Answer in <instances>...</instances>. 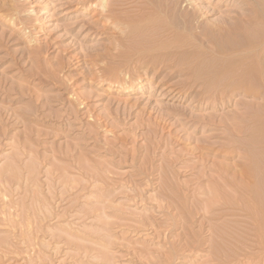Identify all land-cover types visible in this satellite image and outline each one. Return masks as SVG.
<instances>
[{"label":"rangeland","instance_id":"374dc122","mask_svg":"<svg viewBox=\"0 0 264 264\" xmlns=\"http://www.w3.org/2000/svg\"><path fill=\"white\" fill-rule=\"evenodd\" d=\"M258 116L264 0H0V264H264Z\"/></svg>","mask_w":264,"mask_h":264},{"label":"bare ground","instance_id":"6f19581e","mask_svg":"<svg viewBox=\"0 0 264 264\" xmlns=\"http://www.w3.org/2000/svg\"><path fill=\"white\" fill-rule=\"evenodd\" d=\"M244 92L246 94L255 93V91L253 92V90L251 88H248V89L245 88ZM255 117H257V115ZM257 122H258V124L256 125V127L253 130H251V129H252L253 125H255V124H253L252 127L248 126V128L249 127L251 128L250 130L247 127L246 128L248 130L242 129L241 127H238V129L236 130L237 136L239 134H242L245 137H248V142L245 139H243L246 141V142L244 141L242 144L244 147H242V148L239 146L237 147L236 146L238 144L237 142L240 143V140L238 141L237 140L238 138H236L237 144L233 146L232 145L233 143H231V147H233V148H231V151L235 152L237 150H240L242 152V154H240L239 156L242 155L245 162H244V165L240 167L239 173H236L234 175L237 179L236 178H235V180L233 179L234 180L233 183L231 181H229L228 178H226V177H225V180H226V184L232 183V185L235 186V189L237 187H239V188L241 187V189H240L241 192H242V190L244 191V192H242L243 194L241 193L242 196H244V199H243L242 197H240L241 195L234 189L238 193L239 202L245 206L249 203L248 205L251 206V207L247 206L246 210H248V208H250L249 212L252 211V213H253L252 216H254V218L256 217V219H254L255 220L254 224H256L257 228H258V227H262L264 225V208L261 207V209H260V205H259V203H257V202L264 200V198H262V200H261V197L262 196L264 197V192H263L264 191V122H262L260 120V116H258ZM240 137H241V135H240ZM233 138H235V137H233ZM241 142H242V140H241ZM242 145H240V146H242ZM240 151H238V152H240ZM226 170H228V169H226ZM227 173H229V172H227ZM236 181H237V183H235ZM257 186H259L263 190L262 192L258 193L259 195H261L260 193L263 194L260 197V199H257V197H256V194H257L256 188H257V191H259V189H260ZM239 188H238V191H240ZM244 193H246V194L244 195ZM258 194H257V196H258ZM239 197H240V199L241 198L243 199L244 204L241 201L242 199L240 200ZM244 201L247 203H245ZM239 202L237 201V203H239ZM262 202H260L261 206L264 205V204H262ZM245 206H243V207L245 208ZM243 210H245V209H242V211ZM256 225H254V226H256ZM254 228L256 229V227H254ZM259 230H257V231H259ZM263 230H262V232H263ZM209 231H211V230H209Z\"/></svg>","mask_w":264,"mask_h":264}]
</instances>
